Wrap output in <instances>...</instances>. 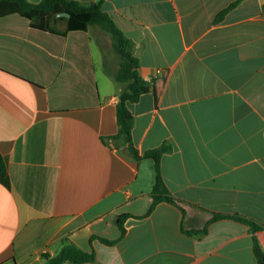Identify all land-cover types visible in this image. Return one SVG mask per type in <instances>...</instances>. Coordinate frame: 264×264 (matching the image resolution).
I'll return each mask as SVG.
<instances>
[{"label": "crops", "instance_id": "crops-1", "mask_svg": "<svg viewBox=\"0 0 264 264\" xmlns=\"http://www.w3.org/2000/svg\"><path fill=\"white\" fill-rule=\"evenodd\" d=\"M236 1L103 0V8L133 41L152 84L129 105L135 147L172 146L160 167L175 197L264 227V0H242L216 21ZM93 43L91 31L62 35L19 14L0 17L8 173L0 181V264H46L44 255L65 244L93 251V264H258L254 238L264 251V229L224 218L188 234L182 209L167 201L147 214L156 164L116 148L124 84L119 67L101 81Z\"/></svg>", "mask_w": 264, "mask_h": 264}, {"label": "trees", "instance_id": "trees-1", "mask_svg": "<svg viewBox=\"0 0 264 264\" xmlns=\"http://www.w3.org/2000/svg\"><path fill=\"white\" fill-rule=\"evenodd\" d=\"M241 1L242 0H237L228 8L221 11L216 16V21L222 20L224 16ZM60 13H68L70 16H58ZM9 14H19L27 18L31 26L36 29L58 32L62 35H67L68 32L73 30L89 32L96 27L111 35L114 50L120 58L119 69L115 78L118 82L124 84L116 104L118 132L112 137V140L117 149L126 152L135 160L151 158L155 161L156 182L152 190L153 203L147 214H149L159 202L167 201L182 209L184 217L181 228L188 234H204L210 223L224 218H233L243 221L251 226L254 233L264 229L262 225L240 215L198 211L188 202L175 197L165 184L160 167L162 157L170 153L173 149L169 143H163L157 148L145 151L143 154L135 147L132 138L134 115L129 105L137 102L142 95L150 92L152 84L141 76L139 59L134 53V43L104 10L103 0L90 4H84L75 0H42L38 3H32L28 0H0V17ZM60 25H65V28L59 30ZM7 180L6 160L0 152V181L7 183ZM197 213L202 215L200 225H195V222L199 218ZM127 217L128 215H123L118 220L122 235L125 233L124 222ZM101 240L109 245L115 243V241L106 239ZM253 249L257 263L264 264V251L257 238H254ZM44 258L46 259V264H64L65 262L71 264H93L96 260L93 251H84L72 244H65L57 255L51 256L45 254Z\"/></svg>", "mask_w": 264, "mask_h": 264}, {"label": "rangeland", "instance_id": "rangeland-1", "mask_svg": "<svg viewBox=\"0 0 264 264\" xmlns=\"http://www.w3.org/2000/svg\"><path fill=\"white\" fill-rule=\"evenodd\" d=\"M60 27H62V25ZM91 33L94 37L93 45L98 74L101 81L104 83L109 79L108 71H111L113 73L117 71L120 63V58L114 50L113 39L109 33L103 31L98 27L93 28ZM112 81L113 83H118L116 82V80Z\"/></svg>", "mask_w": 264, "mask_h": 264}, {"label": "water", "instance_id": "water-1", "mask_svg": "<svg viewBox=\"0 0 264 264\" xmlns=\"http://www.w3.org/2000/svg\"><path fill=\"white\" fill-rule=\"evenodd\" d=\"M58 16H66V17H69L70 14H68V13H60Z\"/></svg>", "mask_w": 264, "mask_h": 264}]
</instances>
